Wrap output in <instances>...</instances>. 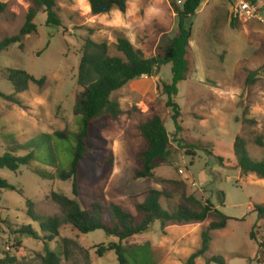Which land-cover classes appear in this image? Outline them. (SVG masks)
<instances>
[{
  "label": "rangeland",
  "instance_id": "rangeland-1",
  "mask_svg": "<svg viewBox=\"0 0 264 264\" xmlns=\"http://www.w3.org/2000/svg\"><path fill=\"white\" fill-rule=\"evenodd\" d=\"M238 1L202 0L197 15L187 21V27L192 28L187 55L190 73L173 98L181 107V135H175L172 111L166 107L168 97L162 89L163 84L172 82L169 64L159 75L133 80L112 95L123 114L117 121L96 125L105 150L95 152L86 164L79 198L73 195L72 181L44 180L26 167L16 173L0 169V176L22 192L6 190L0 194V259L8 256L15 258L14 264H41L46 247L60 253L62 239L67 238L75 245L70 259L62 258L61 264H118L114 251L97 255L98 246L119 243L101 230L85 235L64 225L60 238L47 246L43 239L20 237L18 248L8 223L13 229L32 225L43 236L39 224L27 215V202H33L34 211L41 216H62L50 197L53 192L89 208L94 191L103 189L108 203L136 213L135 206L143 202L145 193L160 190L165 194L161 204L167 211H199L196 202L210 200L233 219L225 229L212 232L209 258L222 257L226 264H264V220L258 219L253 207L264 204V181L253 174L243 176L234 153L236 138L241 137L251 157L264 160V147L258 144L264 143V0H244L258 8L252 18L233 15ZM0 2L7 4L0 12V42L18 35L29 10H38L37 31L23 38L22 48L16 44L0 53V92L14 95L20 103L0 98V154L10 152L14 144L30 148L27 145L37 139L41 141L40 148L34 147L37 154L50 158V146L55 145L58 167L67 169L73 156V133L78 129L75 106L83 91L78 79L86 40L106 43L111 56L123 57L116 49L121 37L146 58L162 55L179 33L174 4L181 7L185 0H127L125 14L113 10L98 16L92 14L88 0H57L62 27H48L45 9L33 0ZM8 70H23L44 82L30 84L27 91L15 94ZM250 74H254V81L248 83ZM154 114L162 117L172 142L170 161L157 160L155 176L164 180L158 183L156 179L135 180V158L144 147L139 126ZM57 132L67 133L69 138L53 137L50 141ZM28 150L17 155L25 156ZM109 151L114 155L112 174L96 163ZM46 163L36 162L35 166L54 172ZM213 221L220 220L212 217L194 227L204 229ZM179 227H174L173 238H178ZM252 231L257 242L250 238ZM161 232V222L157 221L148 232L122 243L130 264H156L150 250L141 249L144 245L140 244L147 238L157 242ZM197 264L206 262L198 260Z\"/></svg>",
  "mask_w": 264,
  "mask_h": 264
},
{
  "label": "trees",
  "instance_id": "trees-1",
  "mask_svg": "<svg viewBox=\"0 0 264 264\" xmlns=\"http://www.w3.org/2000/svg\"><path fill=\"white\" fill-rule=\"evenodd\" d=\"M37 7H43L47 14L46 24L48 27H62V20L59 16V7L57 0H33ZM93 15H105L113 10H119L123 14L127 11V0H88ZM202 0H185L183 6L178 7L174 4L175 13L179 19V33L175 36L165 48L162 55L152 58H146L142 51L135 49L132 43L126 38H119L116 49L123 55L111 56L109 47L106 43H96L90 38L86 40L84 54L82 57L78 83L83 88L79 94L75 106L78 129L73 133V156L67 169L58 167L59 159L55 157V148L50 146L52 155L50 158H43L37 154L35 148L38 141L33 140L27 145L14 144L10 152L0 154V169H7L11 172H18L22 167L29 168L34 174L44 180H59L62 182L72 181L73 195L80 197V189L84 184L87 175L86 164L92 155L99 151H104L105 141L98 134V123H107V121H117L123 114V111L117 101L112 100V95L125 87L129 82L142 78L144 76L152 78L159 75L165 65H172V82L170 85L163 84L164 95L168 97L166 107L172 111V121L175 127V135L183 133V122L181 120V107L173 101L178 95L179 85L187 81L190 73V65L187 55L192 41V28L187 27V21L197 15ZM254 3V1L252 2ZM7 4L0 2V12L4 11ZM38 10L31 8L27 14L26 22L20 33L16 36L7 37L0 42V53L18 44L22 48L23 38L36 32ZM8 80L14 87L15 94H20L28 90L30 84L42 85L44 79L37 80L32 75L23 70H8ZM254 81V74H250L248 83ZM0 98L20 104L14 95H5L0 92ZM139 131L144 140V147L137 153L135 162L137 169L135 171V180L156 179V182H164L155 176L157 169V160L169 162L172 156V142L170 133L166 129L162 117L154 114L146 122L140 124ZM67 133L57 132L51 135L60 139L69 138ZM94 140L99 143L94 144ZM41 142V141H40ZM260 147L264 143L258 141ZM22 149H29L27 155L18 156L17 153ZM234 153L237 162V168L243 176L249 174L255 175L258 179L264 181V160H255L251 157L247 142L237 137L234 144ZM221 165L226 167L225 160L218 158ZM47 162L45 165L55 168L54 172L42 170L35 166L36 162ZM100 169H106L112 174L114 168V155L112 151L105 153L100 162H96ZM193 165V162L192 164ZM85 167V168H84ZM17 191L20 195L21 190L11 185L7 180L0 176V194L4 191ZM143 202L135 206L136 213H132L123 206L106 201L103 189L94 191L91 196L92 205L89 208H83L77 199H71L65 195L53 192L51 199L56 203L62 213V216H41L34 211V204L28 201L27 215L35 223H38L39 232L32 225L19 226L13 229L8 223L10 234L18 241V248H21L22 241L20 237L34 240L43 239L46 243L56 241L61 236V228L64 225H70L80 234H90L101 230L108 237L119 240V243H111L109 246L100 245L96 249L99 257H103L108 251H114L117 255L118 264H130L125 254V247L122 243L135 236L144 234L151 230L157 222H161L162 230L169 225H189L204 223L212 217L220 221H213L201 233V247L194 252L185 264H197V260L202 258L206 264H226L222 257L208 258L211 244L212 232L225 229L228 222L233 220L221 210L216 208L210 200L199 205V211L189 209H179L177 211H167L161 204V198L165 194L160 190H151L144 195ZM195 202L194 198H190ZM224 207V203H222ZM254 212L258 214L259 220H264V204L254 205ZM252 241L257 242L256 235L252 231L250 234ZM75 244L72 240L63 238L60 245L61 252L45 249V254L41 258V264H61L62 258L69 260L71 257V247ZM136 249V248H134ZM141 249H145L142 247ZM15 258L6 256L0 259V264H14Z\"/></svg>",
  "mask_w": 264,
  "mask_h": 264
},
{
  "label": "crops",
  "instance_id": "crops-1",
  "mask_svg": "<svg viewBox=\"0 0 264 264\" xmlns=\"http://www.w3.org/2000/svg\"><path fill=\"white\" fill-rule=\"evenodd\" d=\"M194 225H169L165 228L164 233L161 232L157 242L147 238L140 245H144L145 249L150 250L156 264H185L187 259L201 247L203 229L199 230ZM175 226H180L178 238L172 237ZM207 257L209 258L208 254ZM198 260L204 261L202 258Z\"/></svg>",
  "mask_w": 264,
  "mask_h": 264
},
{
  "label": "built area",
  "instance_id": "built-area-1",
  "mask_svg": "<svg viewBox=\"0 0 264 264\" xmlns=\"http://www.w3.org/2000/svg\"><path fill=\"white\" fill-rule=\"evenodd\" d=\"M257 13H258V8L253 6L250 2L244 0L238 1L236 6L233 8V15L235 17L245 16L248 18H252V17H256ZM181 173L183 174V172ZM192 185L195 186V183Z\"/></svg>",
  "mask_w": 264,
  "mask_h": 264
}]
</instances>
